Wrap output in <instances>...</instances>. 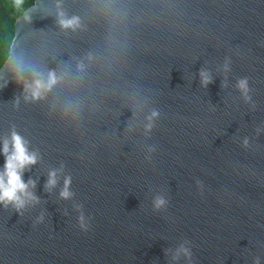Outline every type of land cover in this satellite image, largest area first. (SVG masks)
I'll return each instance as SVG.
<instances>
[{
  "label": "water",
  "instance_id": "1",
  "mask_svg": "<svg viewBox=\"0 0 264 264\" xmlns=\"http://www.w3.org/2000/svg\"><path fill=\"white\" fill-rule=\"evenodd\" d=\"M14 134L35 163L0 264H264V0H36L0 176Z\"/></svg>",
  "mask_w": 264,
  "mask_h": 264
},
{
  "label": "clouds",
  "instance_id": "2",
  "mask_svg": "<svg viewBox=\"0 0 264 264\" xmlns=\"http://www.w3.org/2000/svg\"><path fill=\"white\" fill-rule=\"evenodd\" d=\"M54 78L50 79V83H54ZM244 82L241 83L243 88ZM37 89L42 87L38 82ZM38 95V92L34 93ZM9 153L8 143L5 142L2 149V154L5 156L4 172L0 176V203H15L17 208L23 207L24 201L17 195V192L26 194L25 190L27 185L22 180V173L25 167L35 163V156L27 152L23 140L13 135V150L11 155ZM6 178V179H5ZM55 183L54 174L50 178L49 184ZM63 196H67L68 193L65 191L62 193Z\"/></svg>",
  "mask_w": 264,
  "mask_h": 264
},
{
  "label": "trees",
  "instance_id": "3",
  "mask_svg": "<svg viewBox=\"0 0 264 264\" xmlns=\"http://www.w3.org/2000/svg\"><path fill=\"white\" fill-rule=\"evenodd\" d=\"M36 0H0V69L8 59L15 24Z\"/></svg>",
  "mask_w": 264,
  "mask_h": 264
}]
</instances>
